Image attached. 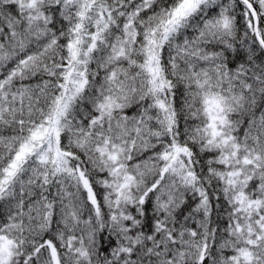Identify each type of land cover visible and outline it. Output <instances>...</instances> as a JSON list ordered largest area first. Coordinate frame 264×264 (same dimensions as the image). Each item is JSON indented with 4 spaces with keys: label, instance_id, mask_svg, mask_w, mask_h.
Here are the masks:
<instances>
[{
    "label": "snow or ice",
    "instance_id": "obj_1",
    "mask_svg": "<svg viewBox=\"0 0 264 264\" xmlns=\"http://www.w3.org/2000/svg\"><path fill=\"white\" fill-rule=\"evenodd\" d=\"M0 264H264V0H0Z\"/></svg>",
    "mask_w": 264,
    "mask_h": 264
}]
</instances>
